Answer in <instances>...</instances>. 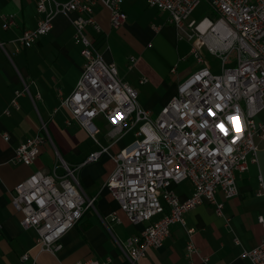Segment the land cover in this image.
<instances>
[{
	"label": "built area",
	"instance_id": "obj_1",
	"mask_svg": "<svg viewBox=\"0 0 264 264\" xmlns=\"http://www.w3.org/2000/svg\"><path fill=\"white\" fill-rule=\"evenodd\" d=\"M200 1L210 5L213 20L206 16L188 20ZM97 2L108 9L112 27L124 23L123 0H35V27L22 30L12 40L15 49L16 43L29 47L51 29L56 14L70 17L73 41L80 46L83 62L75 86L60 104L70 113L65 122L77 121L99 148L78 164L56 159L55 167L59 166L61 173L55 169L31 172L11 188L10 202L20 213L21 226L35 230L33 246L55 254L62 247V236L86 209L94 207L95 196L82 191L77 176L80 164L108 152L109 146L98 142L100 130L94 119L101 116L105 120L107 134L114 141L132 131V140L110 155L114 168L103 185L131 223L151 221L138 234L117 241L127 264H136L149 248L162 244L172 223L184 224V212L202 201L213 204L215 213L223 215V201L217 199L216 192L221 191L224 198L234 196L235 173L244 172L249 162L257 160L254 137L264 142V120L258 118L264 111V0H146L149 6L167 13V21L180 35L194 38L192 53L201 63L179 83L156 115L139 106L137 90L118 76L113 62L103 59L86 31L87 27L100 31L94 17ZM0 19L3 29L15 24L13 13L2 12ZM201 47L220 60V71L213 72L204 62ZM0 49L5 51L3 41ZM232 49L236 57L232 65L225 66ZM145 81L146 77L139 78L140 83ZM23 92H29L25 83L14 90L9 105L18 108L16 97ZM3 113L8 114L9 109ZM2 137L7 140L9 135L2 133ZM46 142L52 144L41 121V132L15 147L14 160L31 164ZM183 180L190 182L192 191L179 198L173 185ZM257 194L264 195L260 177ZM112 217L118 221L114 214ZM257 220L264 228V215L259 214ZM185 252L188 256L198 253L190 238ZM26 256L23 253L21 258ZM241 256L248 264H264V236L253 247L243 249ZM200 259L206 262L208 257L200 255ZM72 264L112 262L110 257H87Z\"/></svg>",
	"mask_w": 264,
	"mask_h": 264
},
{
	"label": "crops",
	"instance_id": "obj_2",
	"mask_svg": "<svg viewBox=\"0 0 264 264\" xmlns=\"http://www.w3.org/2000/svg\"><path fill=\"white\" fill-rule=\"evenodd\" d=\"M121 7L126 19L121 26L112 27L108 9L97 2L94 17L100 31L91 27L86 31L103 59L113 62L118 76L137 90L139 106L156 115L176 93L179 83L201 65L196 59L192 65L187 63L193 55L194 38L180 35L167 21V13L149 6L146 0H123ZM2 12L13 13L15 24L3 29L0 19V41L5 47V51L0 49V264H72L87 257H110L112 264H127L117 241L138 234L151 221L131 223L103 185L114 168L110 155L131 141L132 131L114 141L101 116L94 119L100 130L97 139L109 146L108 152L77 169L82 191L95 196L94 207L86 209L62 236V247L55 254L38 251L33 246L35 230L19 223L20 213L10 202V190L18 181L38 169L61 173L62 169L55 167L56 153L68 164H78L99 145L77 121L65 122L70 113L60 104L75 86L83 62L80 46L73 41L70 17L56 14L46 34L29 47L16 43L15 49L12 40L36 25L35 0H0ZM218 71L220 67L213 72ZM142 76L147 78L144 83L139 82ZM24 83L29 92L16 97L19 107L14 108L10 99ZM5 108L8 114L3 113ZM258 118L264 120V111ZM41 121L52 144L46 142L31 164L16 162L15 147L41 132ZM2 133H8L9 138L5 140ZM257 147V160L249 162L244 172L235 173L237 193L224 198L221 191L216 192L217 199L223 201V215L215 213L213 204L202 201L184 212V224L172 223L162 244L149 248L136 264H248L241 252L264 236L257 220L259 214L264 215V195L257 194L259 177L264 181V142L258 139ZM173 190L185 198L192 187L183 180L173 185ZM156 218L158 215L151 220ZM188 228H192L191 233ZM189 238L198 251L191 256L185 252ZM23 253L27 254L25 259L21 258ZM200 255H207L208 260L203 262Z\"/></svg>",
	"mask_w": 264,
	"mask_h": 264
},
{
	"label": "rangeland",
	"instance_id": "obj_3",
	"mask_svg": "<svg viewBox=\"0 0 264 264\" xmlns=\"http://www.w3.org/2000/svg\"><path fill=\"white\" fill-rule=\"evenodd\" d=\"M203 16H206L209 19L213 20L214 19V12L212 11V8L210 7L209 4H207L205 1H200L195 6V8L192 10V12L190 13V15L188 17V20L194 19L195 21H197L200 18H202ZM200 51H201V54H202V56L204 58V61L208 62L209 67L213 71L219 70L220 60L217 57H215L214 55H212L209 52H207L204 47H201ZM235 57H236V50L232 49L229 52V54H228V61L225 63V66L232 65ZM187 63L190 64V65L195 63V58H194V56L192 54H190L189 57L187 58ZM200 64H198V66ZM132 138H133V134H132ZM254 141L257 143V141H258V137L257 136L254 137ZM56 158L60 159L59 153H56Z\"/></svg>",
	"mask_w": 264,
	"mask_h": 264
},
{
	"label": "snow or ice",
	"instance_id": "obj_4",
	"mask_svg": "<svg viewBox=\"0 0 264 264\" xmlns=\"http://www.w3.org/2000/svg\"><path fill=\"white\" fill-rule=\"evenodd\" d=\"M209 115H214V113H212L211 111H209ZM229 119H231V118H229ZM219 127L221 128V130H224L223 129V125L221 124V125H219Z\"/></svg>",
	"mask_w": 264,
	"mask_h": 264
}]
</instances>
